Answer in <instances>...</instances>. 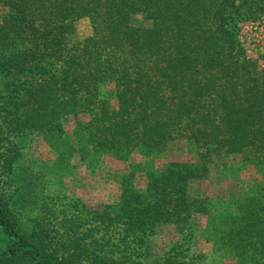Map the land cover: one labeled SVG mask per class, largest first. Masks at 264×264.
Returning a JSON list of instances; mask_svg holds the SVG:
<instances>
[{
	"label": "trees",
	"instance_id": "trees-1",
	"mask_svg": "<svg viewBox=\"0 0 264 264\" xmlns=\"http://www.w3.org/2000/svg\"><path fill=\"white\" fill-rule=\"evenodd\" d=\"M0 13V264H149L143 247L161 224L185 241L151 264H203L187 240L211 199H190L189 187L211 178L214 155L259 171L238 214L214 218L215 243L236 264H264V80L240 41L241 23L263 16L264 0H0ZM137 15L151 27L136 25ZM83 18L93 33L74 40ZM107 81L116 107L101 96ZM68 118L75 141L117 158L188 140L199 160L170 162L144 192L125 185L103 215L49 211L23 231L10 192L19 138H63ZM90 214L102 218L101 236Z\"/></svg>",
	"mask_w": 264,
	"mask_h": 264
},
{
	"label": "rangeland",
	"instance_id": "rangeland-1",
	"mask_svg": "<svg viewBox=\"0 0 264 264\" xmlns=\"http://www.w3.org/2000/svg\"><path fill=\"white\" fill-rule=\"evenodd\" d=\"M134 23L151 27V22L142 15H137ZM75 25L74 40L92 35L89 18H83ZM240 41L248 57L260 62L264 80V15L241 23ZM115 90L112 81L101 85L102 98L113 107L117 105ZM74 126L71 118L64 122L63 138L60 135L45 137L39 132L19 138L23 155L16 166L10 192L17 199V215L23 231L30 230L34 224L42 221V217L49 216V211L62 218L65 214L71 216L83 209L103 215L110 211L108 208H115L113 206L121 201L125 185L128 189L144 192L151 174L165 171L170 162L199 160L196 146L188 140L172 144L162 154L138 150L128 159L117 158L75 141L72 134ZM68 138L66 144L64 140ZM210 169L209 180L194 179L190 183V199L209 197L211 207L208 215L196 213L192 218L187 244L191 253L203 256V264H236L233 257L218 249L213 228H219V223L213 220L222 215L238 214L239 200L255 193L253 185L259 171L253 166H246L242 157L228 155H214ZM89 218L90 226L96 225V234L101 236L105 231L102 218L91 214ZM48 221L45 219V222ZM148 240L143 249L145 253H152L147 261L151 264L153 259L163 255L175 243L185 241V236L176 225L161 224Z\"/></svg>",
	"mask_w": 264,
	"mask_h": 264
}]
</instances>
